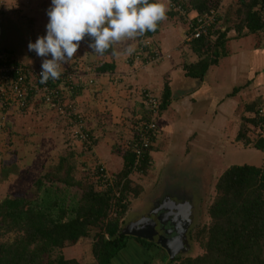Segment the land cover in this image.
I'll use <instances>...</instances> for the list:
<instances>
[{"label":"trees","instance_id":"obj_1","mask_svg":"<svg viewBox=\"0 0 264 264\" xmlns=\"http://www.w3.org/2000/svg\"><path fill=\"white\" fill-rule=\"evenodd\" d=\"M223 1L181 2L187 15L193 13L195 16H203L209 14L211 10H215L217 15L215 23L206 29L205 33L184 43L197 58L195 62L186 66V76L202 80L209 67L227 55L225 45L230 29L238 35L241 34L242 28L250 33L260 31L264 33V12L261 10L264 0H236L238 7L231 26L227 25L226 19L222 17ZM176 15V12L169 10L167 18ZM177 17L180 21H185V17ZM163 22L155 32H148L144 37L134 40L135 52L131 56H126V63L133 64L137 58L140 64H147L146 60L154 54L152 51L156 50L152 47V39L161 31ZM183 23L186 26V22ZM184 32L185 35L188 34L187 27ZM145 41H149L150 44L145 45ZM262 43L264 44V41ZM87 44V40L81 43V46L84 45L88 49L85 57L78 51L72 64L63 67L64 70L85 73L81 81L66 83L63 88L65 98L72 100L73 103L82 90L94 82V79L90 82L88 78L90 71L105 73L114 70L113 64L104 62L97 66L93 59L113 56L110 52L103 56L94 54ZM49 81L57 86L60 84L59 80ZM237 91L238 89H235L234 93ZM155 97L160 103L157 120L161 110L166 108L169 93L165 89L161 100ZM140 102L142 111L131 125L127 143L114 147V152L119 154L124 163L120 173L110 174L106 168L97 165L95 169L88 168L90 173L84 178H76L75 163L66 164L65 156L62 155L51 172L36 180V187L42 189L41 195L34 199L19 197L4 198L0 201V222L5 223L9 231L17 234L10 242L0 241V264H82L75 259H65L61 250L63 246H73L84 239L91 241V261L87 264H113L118 257L126 258L127 255L131 257L135 247L130 243V239L135 240L143 252L139 253V257L136 256L138 258L136 263H151L152 259L149 261L145 254L153 253L148 255V258L158 254L151 247L153 243L129 235L124 230L131 224L130 218L127 217L129 207L140 193V187L129 179V174L145 173L151 163L152 144L147 150L142 149L140 157L136 153L139 146L136 128L145 119L144 112L147 108L142 96ZM263 107L264 100L260 97L243 105L241 113L243 129H239L236 135L237 142L240 141L245 146L251 145L261 152H264V119L259 116V110ZM252 129H258L252 131L254 136L250 135ZM157 130L158 124L152 139L155 138ZM85 134L93 144L96 143L90 130ZM99 167L112 177V187L101 182ZM214 186L216 196L210 204L205 205L204 214L210 221L209 225L197 231L195 238L198 239L202 252L193 257L179 259L178 263H168L264 264V168L248 164L229 166L218 176ZM68 191L72 196L67 198ZM5 231L0 233V236ZM157 259L164 263L163 257L157 256Z\"/></svg>","mask_w":264,"mask_h":264},{"label":"crops","instance_id":"obj_2","mask_svg":"<svg viewBox=\"0 0 264 264\" xmlns=\"http://www.w3.org/2000/svg\"><path fill=\"white\" fill-rule=\"evenodd\" d=\"M3 1L4 5L0 10V55L12 61L40 66L42 58L38 57L35 52L28 51V43L30 41L34 43L39 36L46 35V24L48 23L46 10L50 7L51 0ZM221 13L223 19H226V24L231 26L234 21H231L230 15H235L236 7L234 5L229 6L228 1L224 0ZM241 30V34L238 35L234 33L233 29H230L227 34L228 41L225 45L227 55L219 58L217 64L211 65L202 80L186 76L187 62L189 64L195 62L197 60L196 55L189 46L184 45L185 42L179 44V41H172L171 34L161 35L157 44L167 52L171 50L172 46L177 45L175 53H172L170 59L166 58L162 64L152 68L146 69L143 67L144 69L139 68V70L142 69L141 71H131L135 69H131L129 65L125 64L124 55L93 58L97 66L106 62L113 64L114 70L105 73L93 71L88 75V78L94 79V82L85 87L79 96L74 99L86 119L88 114L91 116L100 115V117L105 115L97 107L99 105L104 106L108 97L110 102L119 98L118 94L121 93L122 88L119 86L116 89L115 83L117 82H121V85L126 84L123 87L134 98L135 94L133 92L136 91L137 86L145 88L147 85L160 100L165 89L169 93L166 108L159 113L158 130L150 151V168L145 172L150 171L151 176L146 179L145 173H139L144 175L143 179L147 182L143 184L150 185L151 191L159 192L164 186H167L164 183L165 179H168L171 185L172 180L176 178H184L188 185H194L193 187L197 190L198 182H202L205 176L200 159L205 152L209 153L206 146L199 140V136H203L204 133L209 136L218 133L223 134L224 137L230 136L228 132L234 129V126L230 128V123L235 125L234 118L237 113L240 114L242 119L243 105L258 97L264 100V97L261 96L264 95V44L262 43L264 33L261 31L250 33L244 28ZM184 33L182 31L181 37L185 35ZM173 35L175 36V33ZM78 51H81L84 57L85 54H88V49L84 45L80 46ZM48 58L50 59L51 56ZM71 64L72 61L68 65ZM187 78H193L194 82L189 81ZM202 82L204 88L199 90L197 84ZM129 84L133 87L131 88ZM235 89H238V91L234 93ZM177 90H180V92L177 93ZM198 91L201 92L197 94ZM129 94L124 96L127 97L128 95L129 100L128 97L127 100H123L128 103L127 108H131L132 113H135V115L141 113L140 91L138 96L139 106L137 108H135V102H131L133 99ZM37 102H40L37 98L32 99L27 110L24 111L5 108L0 102V121L3 123L0 128V150L9 152L11 156L14 153L10 152L13 151L16 153L15 155L20 156L22 161L25 159L27 152L30 151L29 144L32 142L35 145L42 144L41 136L53 134L57 136L56 138L61 137L59 135L62 129L59 131L60 128L56 126L61 127L60 123H63V120L61 121L59 117L56 118L54 113L48 111L47 107L49 105L37 110L40 105ZM200 102L203 104L201 106L203 114L196 113ZM79 103H82V105H79ZM116 113L121 114L118 107ZM39 115L43 116L38 118ZM122 115L115 118V120H118L119 117V120L114 124L120 125L117 129L123 126V137H128L132 125L131 120L121 121ZM202 117L209 118L207 124L205 121H201ZM213 122L218 123L217 126H214ZM63 129V137H65L63 140H65L68 138V130L65 126ZM117 133L122 135L119 132ZM233 139H235V136H232L228 142L232 144ZM99 149H101V146H99ZM255 153L262 154L264 162V152L254 149ZM113 154L117 156L114 158L118 159L117 162L120 164L119 172L115 173L117 175L123 170L124 163L118 153L114 152ZM9 155L6 159L9 158L10 162L7 161L8 163L2 164L0 169L2 181H12V177L19 175V170L23 165L19 161L14 164V155L12 159ZM104 157L105 155L101 153L100 158L104 159ZM57 159L59 160V156ZM58 160L56 163L59 162ZM99 164L105 166L102 163ZM129 175L135 176L137 173L132 172ZM160 179L161 182H159ZM134 184L140 187V194L147 186L141 182L138 184L134 182ZM140 194L129 207L130 210L127 216L130 218L129 223L149 215L147 212L148 206L152 203L149 202L148 196H143L144 200H141ZM130 243L136 248L131 257L127 255L126 258H117L113 264H138L136 263L137 257H139V253L142 254L143 252L135 240L130 239ZM148 255L145 254V257L150 261L151 258H148Z\"/></svg>","mask_w":264,"mask_h":264},{"label":"rangeland","instance_id":"obj_3","mask_svg":"<svg viewBox=\"0 0 264 264\" xmlns=\"http://www.w3.org/2000/svg\"><path fill=\"white\" fill-rule=\"evenodd\" d=\"M227 1H228L229 6L234 5L236 8L238 7L236 0H227ZM189 15L190 17H192L195 14L192 13ZM230 17L234 19L235 15L231 14ZM183 22L178 19L177 15L176 17L167 18L162 23L161 31L156 35L155 38L152 39L153 41L152 47H154L158 51L159 50L163 51L164 56L161 60H159L158 62L149 63V64L147 63L143 65V64H140L141 62L139 59H136L134 60L133 64L129 65L128 63H126V61H125V64L129 65L131 69L133 68L135 69L131 71H136V70H139V68H143V67L148 69V68L158 66L164 62V59L166 58L170 59L172 53H175L176 51L175 49L177 45L172 46L171 50L167 52L161 49L160 46L157 44L159 42L158 38L161 35L165 36V35L171 34L170 37L172 41H177V42L179 41L178 42L179 44L183 43L184 35L183 37H181L182 36L181 33L182 31L186 29V26ZM173 33H175V36L173 35ZM128 45H134L136 47V42L128 41L125 44L118 46V50H123V48ZM124 58H126V56H124ZM187 65H189V62H187ZM187 79L189 81L194 82L193 78H187ZM120 83L121 82L115 83L116 89L119 86H121L120 88H122L121 93L118 94L119 98H117L116 101L110 102V98L108 97L107 103H105L104 106L99 105L97 107L98 110H101L104 112L105 115L103 117H100V115L91 116L88 114L90 118L87 116V119H86L85 115L79 110L78 106L76 107V110L78 111V115L80 116V119L82 120L84 131L87 132V130H90V134L92 138H94L96 141L95 144L92 143L90 144V146L86 142L82 141L81 138H78L74 134V132L70 128V125L68 124L69 121L67 120V117L58 113V111L55 108L51 106L47 107L48 111H50V113H54L56 118L59 117L61 121L63 120V123H60L61 127L56 126L60 128L59 131L62 129V132L60 131V135H59L61 137L56 138L57 136L53 134L51 135L48 134L49 136L48 135L41 136L42 144L35 145V143L33 142L29 144L30 151L27 152V155L23 161L20 160L19 155H15L16 154L15 152L13 151L10 152V153H14L13 163L16 164L19 161L20 163H23V165L21 166L22 168H20L19 170L20 171L19 175H17L16 177H12L13 179L12 181L11 180L2 181V179L0 178V201L3 200L4 198H19V197H23L27 199H34L38 197V195H41L42 189L39 190V188L36 187L35 185L36 180L39 177L47 174L48 172H51L52 171L51 169L53 168V166L57 164L56 162L58 160L57 159L58 156L60 157L62 155L65 156L66 164L71 163V162L75 163L76 167H75L74 172H75L76 178H84L86 174L90 173L88 171V168L93 167L95 169L97 165H101L99 163H102L106 166L105 167L101 165L104 168H106L108 173L119 172L120 164L117 162L118 159L114 158L117 156L113 154L114 153L113 150H114V147H116L118 144L124 146L128 141V137L127 136L123 137L124 136L123 126L119 128L120 130L117 129L120 125H115L114 122L118 121L119 117H118V120H115V118L118 115L120 116L121 114H123L121 121L123 120L129 121L130 119L131 124H133L134 119H136L140 115L137 113L135 115V113H132L131 108H127L129 105L123 100L124 99L127 100L128 95L127 97H124V96L129 93H128V90L125 89V87H123L124 85L126 86V84L121 85ZM203 84H204L203 82L201 84H197V86L199 87V90H201V88H204ZM129 86L131 88L133 87L131 84H129ZM141 89H147L153 95L157 96L155 92H153V90L150 89V87L149 88L147 87V85L145 88L143 87L140 88L139 86H137L136 91L133 92L135 94V98L129 94L131 99H133L131 102L133 101L135 102L134 103L135 108L139 106L138 96H139V91H141ZM177 89H180V88H177ZM176 92L178 93L180 92V90H177ZM200 92L201 91H198L197 94H199ZM261 96L264 97V95H261ZM201 97H204V96H201ZM128 100H129V97H128ZM0 102H1V99H0ZM75 102L76 101L74 100V104ZM259 102L261 101L259 100ZM37 103H41V102H37ZM79 105H82V103H79ZM202 105L203 104L200 102V104L197 106L198 108L196 110V113H202V108H201ZM45 106L47 105L44 103H41L39 107H37V110L38 109L41 110V108ZM117 107L119 109V112L121 110V114L116 113ZM93 113L95 114L94 111ZM42 116L43 115H39L37 117L41 118ZM158 119L159 118H157V121ZM208 120L209 118H206V119L205 117L201 118V121L202 122L205 121L206 124ZM234 120H235L234 121L235 125L230 123V128L231 126H234L233 131L228 132V135L230 136L224 137L223 134H219V133L214 136H209L206 133H204L203 136H199L200 137L199 140L206 146L209 153L205 152L200 159L202 168L205 171L204 173L205 176L203 177L202 182L199 181L197 184L198 188L201 190L200 197L198 196L199 199H197V201H199L200 204H198V208L196 206V213L200 215V219H195V220L193 219L192 223H189L191 224V226H194L191 232L195 238H196L197 231H201V228L209 225L210 221L208 217L206 216V214H204L205 207H206L205 205L210 204L212 200L214 199V197L216 196L214 185L216 183L218 176L222 173V171L229 166L242 165V164H248V165H254V166L259 165V167L264 168L262 154L260 153L254 154V149L251 147V145L245 146L242 142L240 141L237 142L236 135L239 129H243L242 126L244 122H243V119L240 118V114L238 113L236 117L234 118ZM217 124L218 123L213 122L214 126H217ZM64 126L67 127L68 136L70 137V138L68 137L65 140H63V138H65L63 137L64 136V129H63ZM254 130H258V129H254ZM254 130L253 129L251 130L250 135L252 136L255 135L252 132ZM117 132L121 133L122 135H119ZM232 136H235V139H233L232 144H231V142H228V141L231 140ZM99 146H101V149H99ZM72 152L73 154L71 155L70 153ZM101 153L105 155L104 159L100 158ZM8 155H9V152L0 150V169H1L2 164H6L10 162L9 158L6 159ZM9 157H11L12 159L11 155H9ZM149 172L145 173L146 179H148L149 176H151V173ZM143 176L144 175H140V174H137L135 176L129 175V179H131L133 182H137V184L139 182L143 184L144 182H147L145 181V179H143ZM172 181L173 182H171V185H170L168 179L164 180V183L167 186H164L162 188L163 190H165L163 194H168V195L170 194L169 196H171L172 198L174 197L178 198V196H182L179 201L181 202L182 205L185 204L188 206V202L190 204V202L195 201V198L192 197V194H189L190 196H188L186 192L182 191L183 188L185 189L188 188L189 190H193L194 185H188L184 178H176V179H173ZM159 182H161V179L159 180ZM143 185L148 186V184H143ZM178 186L180 187V189L178 188ZM146 187L144 191L142 192L143 194L139 193L141 198L143 196H148L149 198L152 197V191L150 190V185L147 188ZM196 192H194L193 195H197ZM71 196H72V193L68 191L66 197L68 198ZM201 201H203V203H201ZM190 218H192V216H190ZM0 228H1L0 233H3V231L6 230L5 233L2 236H0V241L4 240V241L10 242L17 235L16 232L9 231L6 228V224L3 222H0ZM194 241H195V244L197 245L196 250L191 255L181 257L182 259H186V257L188 258V256L193 257L202 252L203 249L200 247L198 239H194ZM90 242L91 241L89 239L79 240L77 244L73 246L71 245L63 246L61 252L65 259H75L82 264H87L91 261ZM118 258L121 259L120 257ZM159 261H160L159 259H156V261L152 262L151 264H158Z\"/></svg>","mask_w":264,"mask_h":264},{"label":"clouds","instance_id":"obj_4","mask_svg":"<svg viewBox=\"0 0 264 264\" xmlns=\"http://www.w3.org/2000/svg\"><path fill=\"white\" fill-rule=\"evenodd\" d=\"M168 11L164 0H51L46 35L28 43V51L42 58L39 83L59 80L63 66L75 58L86 40L94 54L131 56L134 45L122 51L118 46L155 32Z\"/></svg>","mask_w":264,"mask_h":264},{"label":"built area","instance_id":"obj_5","mask_svg":"<svg viewBox=\"0 0 264 264\" xmlns=\"http://www.w3.org/2000/svg\"><path fill=\"white\" fill-rule=\"evenodd\" d=\"M188 0H164L169 10L176 12L177 16L185 17L187 33L184 36V42L198 38L202 33L206 32L211 25L215 23L216 12L211 10L209 14L203 16H195L186 13L181 2ZM3 6V1L0 0V9ZM264 12V5L261 7ZM149 41H145V45H149ZM154 54L146 60V63H154L161 60L164 56L163 51L154 50ZM137 59V58H136ZM89 70V69H87ZM41 65L37 66L29 63H21L12 61L0 56V99L3 107L13 108L17 110H27L32 99L37 98L38 101L55 108L58 113L64 115L68 119L70 128L74 134L86 142L89 146L92 144L88 135L85 134L82 120L77 114L75 104L72 100L65 98L63 88L71 83H78L82 80L84 72L64 70L59 81V86L48 81L47 84H40L39 73ZM93 72L90 71L89 75ZM92 79H90L91 82ZM146 110L144 112L145 119L142 120L136 128L138 134V149L137 155L140 157L142 149L147 150L153 141V134L157 127L156 116L159 110V102L156 97L147 89L142 91ZM259 116L264 119V108L259 110ZM0 126L3 125L0 121ZM1 128V127H0ZM137 163V161H136ZM99 177L101 182L108 187L113 186L112 177L99 167Z\"/></svg>","mask_w":264,"mask_h":264},{"label":"flooded vegetation","instance_id":"obj_6","mask_svg":"<svg viewBox=\"0 0 264 264\" xmlns=\"http://www.w3.org/2000/svg\"><path fill=\"white\" fill-rule=\"evenodd\" d=\"M178 188H179V186H178ZM182 191L186 192L188 194V196H190L189 194H192V196L195 198L194 202H190V204L188 202V206H190L189 209H190L191 216H192V218H190V220H191L190 223H192L193 219L194 220L200 219V215L196 213V206L198 208V204H200V202L197 201V199H199V197H200L201 190L199 188L197 190L195 188H193V190H189L188 188H186V189L183 188ZM163 192H165V190H163V189H161V191H159V192H157V191L153 192L152 191V197L151 198L148 197L149 202L152 203L150 206H148L147 212L149 215L162 214L163 212L160 208L163 205L167 206V205L171 204L175 207H180L181 202H179V201H180V198L182 196H178V198L177 197L172 198L171 196H169L170 194L169 195L163 194ZM194 192H196L197 195H193ZM177 199H179V200H177ZM141 200H144V198L142 197ZM201 203H203V201H201ZM191 206H192V208H191ZM166 212H168V211L166 210ZM167 220L168 219H166V222H163V228L162 229L166 230L168 236H170L169 232L174 230V232L171 236V237H173V235L175 234V229H178L179 226H177L178 228H175L176 226L172 225L171 221H167ZM192 228H194V226H191V224H189L187 226V228L184 229V231L181 234L180 240L176 241L174 243V245H176V246H174L172 244L170 245L169 240H166V238L165 239L162 238L164 240V242L161 244L145 239L147 242L153 243V244H151V247L153 248V250H156L158 252V254L150 257L152 259L151 263L156 261L157 256L159 258L163 257V259H164V263L159 261L158 264H169L168 262L178 263V260L182 259L181 257L191 255L197 248V245L195 244V241H194L195 237L191 232ZM168 239H170V238H168Z\"/></svg>","mask_w":264,"mask_h":264},{"label":"water","instance_id":"obj_7","mask_svg":"<svg viewBox=\"0 0 264 264\" xmlns=\"http://www.w3.org/2000/svg\"><path fill=\"white\" fill-rule=\"evenodd\" d=\"M189 207L190 206L185 204H180V207H175L171 204L167 206L163 205L160 208L163 212L162 214H153L140 218L139 220L129 224L124 230L129 235L140 237L159 244L164 242L162 238H166V240H169L170 245H174L176 241L180 240L182 232L190 223L191 212ZM166 210L168 212H166ZM166 219H168L167 221H171L172 225L176 226L175 228H178L177 226H179L178 229H175L173 237L171 236L174 230L169 232L170 236H168L166 230L162 229L163 222H166Z\"/></svg>","mask_w":264,"mask_h":264}]
</instances>
